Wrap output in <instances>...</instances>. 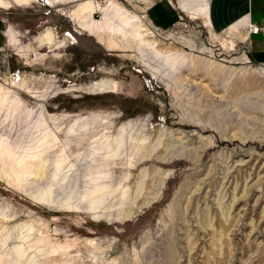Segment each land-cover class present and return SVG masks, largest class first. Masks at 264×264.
Masks as SVG:
<instances>
[{
	"label": "rangeland",
	"instance_id": "obj_1",
	"mask_svg": "<svg viewBox=\"0 0 264 264\" xmlns=\"http://www.w3.org/2000/svg\"><path fill=\"white\" fill-rule=\"evenodd\" d=\"M97 1L164 2L177 25L143 21L204 67L152 75L150 54L104 48L43 0H0V264H264V0H221L249 20L217 34L169 0ZM47 28L73 38L46 47ZM97 181L107 219L64 208Z\"/></svg>",
	"mask_w": 264,
	"mask_h": 264
},
{
	"label": "bare ground",
	"instance_id": "obj_2",
	"mask_svg": "<svg viewBox=\"0 0 264 264\" xmlns=\"http://www.w3.org/2000/svg\"><path fill=\"white\" fill-rule=\"evenodd\" d=\"M14 1L17 5L20 6L29 5L30 3H34V2L35 3L40 2V0H14ZM177 1L179 8L182 11L189 13L191 15V18L196 19L197 17H199L200 19H203L204 22L209 23L208 12H209L210 0H177ZM43 3L48 7L58 8V11H60L61 15L69 18L82 31L87 32L89 35L95 37L97 41L104 48L108 50L120 51L122 49H131L139 55V58L142 59L141 62L143 64H147L149 62V58H145V57L147 54H150L152 56L150 61H155V63L157 64L156 65L157 68L155 69L157 72H152V75L161 74L160 76L162 77H165L167 79L169 78L170 80L174 79L173 81L178 82L181 79L180 77L177 76L181 74V71L185 69L195 70L204 67V64L200 62V60L191 63L185 57L186 55L182 53L183 51L177 52L172 48H167V47L165 48L161 46V44L157 40L158 37L156 38L154 33L151 31L150 25L145 21H143V16L138 15L126 9L123 5L117 3L116 1H113L110 5L107 6H102L97 0H43ZM67 3L74 5L72 6V8L67 9V7L65 6ZM96 12L100 14L101 17L100 20L95 19L94 14ZM248 20H249L248 17H243L238 22H235L230 26L229 28L230 31H235L240 27L248 26L247 25ZM41 32L42 33L40 35V42L45 46L49 45L50 47L56 46L57 43H65L66 40L69 41L70 39L73 38L70 33H67V35H64L62 37V39L58 40L52 28H47L45 31H41ZM106 84H107L106 82L102 81L97 84L98 86L96 84H93L91 87L100 86V88L98 89H102L104 88V86H106ZM72 128L69 129V132L74 134ZM128 128L132 129L133 124L128 123V125L121 126L119 128L120 133L126 134ZM75 131H77V129ZM124 144L123 141L117 139L112 144H106L101 150L104 153H106L105 157H115L123 152V149L125 147ZM133 145H134L133 151L136 152L135 154L140 155V149L144 147V145L139 144L137 142L135 143L133 142ZM44 148H46L45 145L43 144L39 145V152L43 151ZM21 158L22 159L18 160L19 163L26 159L38 160L41 157L38 156L37 154H34V151L30 150L28 151V153H25V155ZM41 160H40L41 162L44 161V159ZM19 163L17 165H20ZM24 169L26 171L29 168H24ZM62 171H63L62 167L60 166V164H58L55 169V175L57 176ZM16 174L17 177H20V175L24 173L18 172ZM23 176L21 175V177ZM95 184L96 187L93 189V191H88L84 195L77 196L76 203L75 201L72 200L73 197H69L70 203L64 208L69 211H77L78 208H83L84 206L96 216V219H104V218L107 219L108 216L110 215L108 213H104L103 210L100 211L99 209H101V207L103 206L104 199L106 200V198L110 194L105 197L107 191H104V189L99 188L100 184L98 181ZM121 195L122 196H120L119 199L120 206L123 204L125 198L124 193ZM99 212H103V214L100 215Z\"/></svg>",
	"mask_w": 264,
	"mask_h": 264
},
{
	"label": "crops",
	"instance_id": "obj_3",
	"mask_svg": "<svg viewBox=\"0 0 264 264\" xmlns=\"http://www.w3.org/2000/svg\"><path fill=\"white\" fill-rule=\"evenodd\" d=\"M142 3H144V6H138L137 10H135L132 7L131 11L136 14L142 15L154 26L156 25V27L158 28H164L162 26H170L172 24L174 26L178 24V23H175L176 22L175 14L171 11V9L164 2L158 1L157 3L155 2V3H152L151 5H148L145 1ZM168 3L171 6L173 7L176 6L179 9V7L174 1L169 0ZM148 8H150L149 9L150 11L147 13ZM222 8L224 10L225 6H223V3H221V0H214V3H211L210 1L208 18H209V28L213 33H215L216 30L218 29L221 30L223 28L224 29L222 30V32H224L229 26H231L233 23H235L239 19L243 17H249L248 14H243L239 16L238 18H236L234 21L228 23V19H230L231 16L225 15Z\"/></svg>",
	"mask_w": 264,
	"mask_h": 264
},
{
	"label": "water",
	"instance_id": "obj_4",
	"mask_svg": "<svg viewBox=\"0 0 264 264\" xmlns=\"http://www.w3.org/2000/svg\"><path fill=\"white\" fill-rule=\"evenodd\" d=\"M247 49V48H246ZM247 51H249L248 49H247Z\"/></svg>",
	"mask_w": 264,
	"mask_h": 264
}]
</instances>
